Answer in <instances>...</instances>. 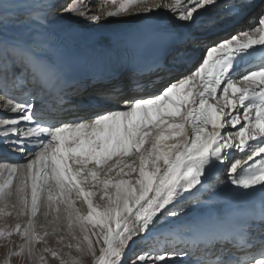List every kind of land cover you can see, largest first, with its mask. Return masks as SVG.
Instances as JSON below:
<instances>
[{
    "label": "snow or ice",
    "instance_id": "snow-or-ice-1",
    "mask_svg": "<svg viewBox=\"0 0 264 264\" xmlns=\"http://www.w3.org/2000/svg\"><path fill=\"white\" fill-rule=\"evenodd\" d=\"M8 2L0 0V10ZM252 6V0H230L228 11L242 16ZM92 7L71 0L60 18L70 25L78 23L73 16L128 22L133 13L168 9L191 28L214 11L223 18L224 0H105L96 5L100 14ZM201 44V59L156 93L129 96L116 84L102 96L104 104L117 106L87 118L49 123L34 98L4 93L0 108L13 115L0 117V144L25 160L0 159L3 264H84L86 259L90 264H183L189 257L185 250L152 246L130 255L134 238L148 239L162 216L176 217L182 193L199 191L202 177L220 165L232 185L264 191V7L248 28ZM6 56L14 68L19 61L22 68L53 77L30 46L0 40V66ZM139 86L131 78L127 82L129 91ZM89 182L92 188L102 185V206L93 204L96 192L82 187ZM79 200L86 215L75 207ZM240 245L247 249L243 259L187 264H264V233L258 243L245 238Z\"/></svg>",
    "mask_w": 264,
    "mask_h": 264
},
{
    "label": "bare ground",
    "instance_id": "bare-ground-1",
    "mask_svg": "<svg viewBox=\"0 0 264 264\" xmlns=\"http://www.w3.org/2000/svg\"><path fill=\"white\" fill-rule=\"evenodd\" d=\"M70 2L71 0H9L4 9L0 10V40L21 48L30 46L44 58V64L53 73V77L49 79L46 73L22 68L19 61L14 68L6 56V62L0 66V86H2L0 105L4 103V93H7L18 99L34 98L41 118L49 123L87 118L102 108L114 107L104 104L103 100L106 98L100 95L109 90L112 85L122 84L127 89V82L131 78L140 86L136 90L128 91L127 95H152L163 87L161 82L168 75L174 79L183 73L182 70H188L201 59L202 40L215 41L229 36L235 28L236 30L240 28L241 23L238 24L228 14L230 0H227L221 10L223 18H220L215 11L201 17V22L195 26L193 33L195 39L191 37L186 40L190 49H193L191 53L180 52V47H176L172 55L166 57L153 70L142 74L119 70L117 77L109 76L103 84L92 86L84 92L82 87H85V84L71 82L66 78L67 72L84 68L82 66L85 64L92 66L105 64L110 55L121 47L125 35L140 28L148 20L164 18L165 24L159 28L162 31L184 25L186 22L175 19L170 10L161 9L139 17L133 13L127 17L128 22H120L125 18H104L103 16L99 21L92 22L73 16L72 19L77 20L78 23L70 25L67 20L60 18L66 15L61 10ZM104 2L105 0H85V3L93 5L91 12L95 14H100L96 5H102ZM152 2L155 3L158 0H152ZM259 6L260 4L257 8ZM52 9H56L54 16L48 23H44L42 17L47 16ZM256 15L253 14L252 17ZM5 72L6 79L3 78ZM24 73L26 78L22 75ZM81 92L82 94L78 95ZM98 98L100 101L96 102ZM83 99L85 101H82ZM7 115L13 114L0 108V117ZM228 130H232L230 126ZM236 155L239 153L237 152ZM0 159L23 163L25 157L0 144ZM222 168L224 169L223 165ZM110 175L115 174L110 173ZM135 178V176L132 177L133 180ZM202 181L203 186H197L199 191L193 189L191 193H182L184 199L176 206L179 213L176 217L162 216L160 219H165L164 223L158 225L159 220L149 233L148 239L134 238L136 243L132 245L130 255L152 246L189 252V257L184 258L183 264H187L189 260L211 262L217 258L233 259L236 256L246 255L247 249L241 248L240 242L245 238L252 241L254 236L246 232H253L256 224L248 222L243 212L251 210L257 201L263 200L264 192H250L227 199L226 194L233 185L229 182L226 169L224 176L214 183L215 187H212L213 179L202 178ZM82 187L96 192L92 198L94 205L102 206L105 203L101 199L102 185L92 188L89 182ZM111 191L109 189L110 193ZM75 207L82 215H86L87 206L82 200L77 201ZM217 213H219L218 219ZM43 219V215L38 214V220L43 222ZM248 227L252 230H247ZM67 236L65 234V237ZM69 240L70 237L66 239V242ZM54 245L53 240L52 246ZM224 251L227 252L225 256ZM72 255H76L74 249ZM84 264H90V261L86 259ZM177 264H181V260H177Z\"/></svg>",
    "mask_w": 264,
    "mask_h": 264
},
{
    "label": "rangeland",
    "instance_id": "rangeland-1",
    "mask_svg": "<svg viewBox=\"0 0 264 264\" xmlns=\"http://www.w3.org/2000/svg\"><path fill=\"white\" fill-rule=\"evenodd\" d=\"M56 8H58V7H56ZM55 11H56V9H52L50 12H49V14H47V16H43L42 17V20H43V22L44 23H48L49 21H50V19L54 16V13H55ZM125 39V37L123 38V40ZM64 45V44H63ZM67 45V44H66ZM115 44H113V46H114ZM103 63H105V62H103ZM91 67L92 65H88V64H85V66H82V67ZM23 75V77H25L26 78V74L24 73V74H22ZM224 174V172L222 173V175ZM219 213H217V219L219 218V215H218ZM164 217H167V216H164ZM8 219V223L9 224H14L15 223V219H14V217H9V218H7ZM164 221H165V219H160V221H159V223H158V225L159 224H162V223H164ZM4 224V220H2V219H0V226H2ZM64 235L65 234H67V231H66V229H65V231H64V233H63ZM66 239L68 238V236L67 237H65ZM13 239L15 240V242L18 244L20 241H19V239L18 238H16V237H13ZM6 242L5 241H3V240H0V264H3V260H4V255H5V248L3 247V245L5 244ZM52 244H53V240H51L50 239V245L52 246ZM66 251H67V249H66ZM14 261H15V258H14Z\"/></svg>",
    "mask_w": 264,
    "mask_h": 264
}]
</instances>
